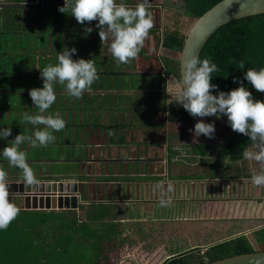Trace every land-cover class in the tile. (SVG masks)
Wrapping results in <instances>:
<instances>
[{"label": "crops", "instance_id": "0c3cea01", "mask_svg": "<svg viewBox=\"0 0 264 264\" xmlns=\"http://www.w3.org/2000/svg\"><path fill=\"white\" fill-rule=\"evenodd\" d=\"M62 6L64 0H8L0 5V94L18 89L15 92L22 96L15 101L19 106L3 108L7 116L1 113L2 123L7 122L4 128L12 130L11 136L0 138V168L9 173L7 182L25 179L22 170L3 157V148L16 135L31 136L36 128H44L23 119L25 112L39 114L28 94L43 87L39 69L58 63L57 52L67 47L77 50L73 60L93 59L99 76L83 94L90 101L70 97L64 85L54 84L56 100L48 112H58L66 121L54 135L66 142L79 141L78 155L63 158L46 151L49 145H21L30 168L35 165V180L62 182L66 191L79 192L78 207L68 204L67 194L62 195L63 207L58 206L60 195L51 199L50 207L45 195L36 200L14 197L20 211L74 212L83 241L89 245V238H107L106 245L109 238L117 239L118 247L129 249L130 255L137 250L145 255L139 264H163L179 254L204 253L216 243L244 235L249 226L256 227L253 232L264 228V186L251 183L248 160L242 158L248 143L237 135L235 151H227L232 133L211 119L203 120L215 123V138L201 135L194 143L190 129L201 118L182 115L183 107L175 103L168 105V93L175 98L180 80L181 50L161 46L166 29L150 30L138 56L117 66L108 43L101 44L98 21L81 25L70 11L59 12ZM88 27L91 33L85 31ZM168 64L174 70L179 67V76L166 73ZM160 66L164 70L159 72ZM111 98L126 108L113 111L117 104ZM6 100L0 97V105ZM253 166L258 168L256 162ZM161 199L169 201L167 206H161Z\"/></svg>", "mask_w": 264, "mask_h": 264}, {"label": "clouds", "instance_id": "9594fccd", "mask_svg": "<svg viewBox=\"0 0 264 264\" xmlns=\"http://www.w3.org/2000/svg\"><path fill=\"white\" fill-rule=\"evenodd\" d=\"M150 8L149 0H138L134 8L123 2L117 3V0H64V6L59 7L58 11L66 14L70 11L71 16L81 25L98 21L95 27L99 29L101 44L108 43L109 51L119 66L130 63L138 56L154 27ZM85 31L91 33L93 29L88 27ZM76 52L75 48L67 47L57 52L58 63L39 69L43 87L29 90L28 94L39 114L29 115L25 112L23 119L34 127L43 125L44 128H36L31 136L23 133L16 135L11 145L2 150L9 165L22 170L28 185L35 182V175L21 145L28 142L33 148L46 147L55 141L54 132L66 126V121L58 112H48L56 100L54 84L64 85L67 95L80 99L85 92L91 91L92 84L99 79L95 61L83 58L73 60ZM239 68H244L243 62ZM218 71L219 68L210 59L201 60L196 55L184 59L181 78L175 85V98L169 92L171 99L168 105L175 103L192 117L201 118L195 123L194 129H190L194 143L201 135L215 138V123H206L202 118L216 116L219 119L226 115L231 129L248 136L251 141L242 152L243 159L256 162L260 168L259 172L253 171L251 183L264 186V101L254 99L243 83L246 80L256 91L264 92V68L258 71L248 68L243 80L234 77L233 82L239 86L228 92L219 91L218 85L211 83L212 74ZM166 84L169 89L172 87L171 78ZM213 91L218 94L214 95ZM11 135L10 127L0 129V138ZM160 203L161 206H167L169 201L161 199ZM19 212L20 208L12 199L10 202L7 173L0 168V229H6Z\"/></svg>", "mask_w": 264, "mask_h": 264}, {"label": "trees", "instance_id": "16d2710c", "mask_svg": "<svg viewBox=\"0 0 264 264\" xmlns=\"http://www.w3.org/2000/svg\"><path fill=\"white\" fill-rule=\"evenodd\" d=\"M177 1L184 10L185 20L189 22L190 28L197 17L220 0ZM129 2L137 4L134 0ZM149 2L151 5L155 4V0ZM155 29L157 28L153 27L151 30L155 32ZM163 35L165 36L162 47L182 50L186 33L178 28H168ZM200 59H210L219 68L218 72L212 74L211 80V83L218 85L219 91L228 92L237 88L239 84L233 82L234 77L243 80L248 68L257 71L264 68V12L231 20L222 25L207 40ZM241 62L244 63L243 69L239 68ZM158 69L159 72L164 70L162 66ZM165 71L178 75L179 67L174 70L168 64ZM243 83L254 99L264 101V94L256 91L248 81L244 80ZM213 93L218 94L217 91ZM179 111L189 117L184 108ZM224 128L232 133V138L226 146L227 151H235L237 135L249 139L230 128ZM260 233H264V228L254 232L257 235V247L264 242L259 236ZM105 241L107 238L103 240L101 237L89 238V245L83 241L81 227L74 212L68 215L66 211L59 210L20 211L6 229H0V264H120V260L116 258L117 254L115 258H110L119 245L116 242L118 240L109 238L106 245ZM257 247L244 234L216 243L204 253L193 251L173 256L163 264H205L230 255L259 250Z\"/></svg>", "mask_w": 264, "mask_h": 264}, {"label": "water", "instance_id": "95a60500", "mask_svg": "<svg viewBox=\"0 0 264 264\" xmlns=\"http://www.w3.org/2000/svg\"><path fill=\"white\" fill-rule=\"evenodd\" d=\"M263 12L264 0H220L197 17L187 32L181 50L179 58L180 78L182 61L193 55L199 56L200 58L202 48L218 28L231 20ZM207 118L231 129L226 115L221 116L219 119L216 116ZM8 184L10 201L11 199H15L14 197L19 196L26 197L27 199L34 197L36 200L39 196L42 197L45 195V204L50 207L51 199L56 195H60L58 206L63 207L66 201H64L62 195L67 194L70 197V202L67 203L72 208L78 207L79 192L66 191L64 183L62 182L35 180L33 184L28 185L25 180H22L8 182ZM205 264H264V249L230 255Z\"/></svg>", "mask_w": 264, "mask_h": 264}, {"label": "rangeland", "instance_id": "374dc122", "mask_svg": "<svg viewBox=\"0 0 264 264\" xmlns=\"http://www.w3.org/2000/svg\"><path fill=\"white\" fill-rule=\"evenodd\" d=\"M151 6H152V8H150V9H151V12L153 15L154 26L156 28L163 27L165 29L170 28V30H174V29L178 28V29H180V31L187 34V32L189 30V22L187 20H185L184 10L177 0H155V4L151 5ZM152 9H153V11H152ZM1 52H2L1 54L5 53L4 50H2ZM18 53H21V51H18ZM14 90L17 91L18 89H14ZM15 91H12V89H11L9 91H2V93L0 94L1 98L5 97V99H8V100H6L7 101L6 104L0 105V125L2 124L0 126V129H3L7 123V122L2 123L5 120L2 119L3 117H2L1 113L4 112V113H6V116L8 115L7 110L3 109V108H11V106H19V104L15 101L18 99L20 100L22 98V96H21L20 92H15ZM261 93L264 94V92H261ZM10 98L12 99V101L10 100ZM83 98H85V99L88 98V101H90V99H91V97H89L88 95L85 97L83 95ZM113 99L114 98H111L110 102H114V104L115 103L117 104V105H112V107L114 108L113 111H115V112L118 111V108H120V109L126 108V106H122L119 104L120 99H121L120 97H119L118 103H117L116 98L114 100ZM2 101L3 100H1V102ZM134 102H135V100L133 101V103ZM93 103L96 104V102H93ZM149 117H151V114L149 115ZM202 119H205L206 121H211L207 117H204ZM120 138H123V137L121 136ZM64 139H65L64 137L63 138H57L54 142L48 144L50 148H49V150L47 149L46 151H48V152L50 151V152H52V154L54 151H56V153H57L56 156L60 157L63 155L64 156L63 158H70V159H72L74 156L78 155V153H79L78 147L81 143H79V141L66 142ZM71 140H73V138H71ZM241 141H243L244 143L245 142L248 143V145L251 144V141L247 138L244 139V137H241ZM253 162L254 161H248L249 164L247 165V169L250 172V174H253V171H256V172L260 171L259 165L257 164L258 168L256 169L253 166ZM185 169L190 170V168L188 166H185ZM32 170L33 171L35 170V165H33ZM6 173H7V176H9L8 171ZM13 174H15V173H13ZM182 175H184V176L190 175L192 177H196L197 174L190 172L189 175H187L186 173H182ZM176 176L177 175H175V177ZM8 180L9 179H7V181ZM234 184L237 185L236 183H234ZM161 210L162 209H160V211ZM161 214H163V213H161ZM135 215H139V213H137ZM262 225H264V224H262ZM257 227H260V226H257ZM254 229H256V227L249 226V228L244 229V234L248 235L247 237L250 239V241L255 243V245L257 247V244H256L257 235L254 234V232H253ZM259 236L262 238V240H264V233H260ZM124 242H125V240H124ZM127 243H129V240H127ZM90 246H92V245H90ZM257 248H259V250L264 249V242L259 244ZM71 249L73 250V245L71 246ZM128 250L129 249H126L124 247L123 248L117 247V249L111 254L110 258L111 259L115 258V255L117 254L116 258L118 260H120V264H139V261L143 262L145 260L144 259L145 255L143 253H141L140 250H139L140 252H138V250H137V253H134V254H136V258H137L136 261L134 260V258H135L134 254L130 255V251H128ZM117 259H116V261H117Z\"/></svg>", "mask_w": 264, "mask_h": 264}, {"label": "built area", "instance_id": "2783aa9c", "mask_svg": "<svg viewBox=\"0 0 264 264\" xmlns=\"http://www.w3.org/2000/svg\"><path fill=\"white\" fill-rule=\"evenodd\" d=\"M8 0H0V4H4V3H7Z\"/></svg>", "mask_w": 264, "mask_h": 264}]
</instances>
